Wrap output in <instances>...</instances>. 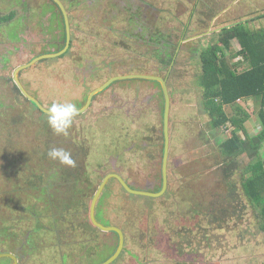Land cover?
Instances as JSON below:
<instances>
[{"label":"rangeland","instance_id":"rangeland-1","mask_svg":"<svg viewBox=\"0 0 264 264\" xmlns=\"http://www.w3.org/2000/svg\"><path fill=\"white\" fill-rule=\"evenodd\" d=\"M65 1L71 4L69 19H73L67 53L40 59L21 73L25 87L46 103L60 93L79 96L83 88L88 92L117 74L164 77L167 68H158L155 47L147 46L133 23L127 22L134 15L145 13L150 22L155 19L154 28L171 35L174 44L180 43L181 34L185 39L166 81L167 188L162 196L147 199L129 196L116 182L110 184L103 223L124 232L123 248L112 264H264L260 214L241 191L245 168L252 160L239 155L230 175L224 176L219 144L229 136L230 127L210 129L198 84L200 50L216 42L224 27L236 23L263 27L264 0ZM12 7L13 22L0 25V56L11 53L5 70L0 69V251L1 247L18 251L33 235L31 245L39 248L31 246L28 255L22 251L19 264H61L63 253L68 254L64 264H98L118 242L114 233L85 230L92 193L104 175L115 168L135 188L161 186V87L137 78L111 84L73 117L67 135L56 134L47 114L28 103L11 78L15 66L33 55L61 48L65 35L61 15L49 0H0V13ZM7 31L18 32L21 39L7 43ZM45 35H57L60 43L52 47ZM32 39L42 42L33 46ZM230 44L233 52L226 51L227 62L238 71L247 68L246 61L233 55L240 48L237 40ZM85 66L93 67L94 77L89 75L91 83L81 85L75 69ZM239 104L250 115L249 134H255L261 128L259 101L242 99ZM225 110L231 115V107ZM53 148L70 152L75 166L51 159L48 152ZM259 154L263 159L264 145ZM45 181L51 190L46 197ZM53 197L59 206L51 202L43 208L41 201ZM73 206L83 210L78 222L68 221L65 214ZM43 213L59 216L54 220L55 235L49 232L52 224L47 215L41 221L32 217ZM74 225L77 229L70 230ZM78 230L85 232L88 242ZM0 264L12 262L0 259Z\"/></svg>","mask_w":264,"mask_h":264},{"label":"trees","instance_id":"trees-1","mask_svg":"<svg viewBox=\"0 0 264 264\" xmlns=\"http://www.w3.org/2000/svg\"><path fill=\"white\" fill-rule=\"evenodd\" d=\"M11 17L12 15H8L0 19ZM232 39H236L240 45V49L233 55L240 56V59L248 64L247 68L240 71L226 59V51H232L230 44ZM199 59L201 71L198 75V84L203 89L204 108L210 116V129L228 125L230 127L229 136L219 144L223 153L222 173L227 178L235 166L234 159L241 154L252 160L245 168L241 191L258 208L261 218L260 229L264 232V158L262 159L259 154L264 145V26L251 29L245 23H236L222 28L219 39L200 50ZM242 99L259 101L261 108L258 118L261 128L255 134H249L246 126L250 115L239 104ZM227 106L231 107V115L225 110ZM122 190L126 192L123 188ZM128 195L141 198L133 194ZM28 240L29 244L26 241L23 245H28L29 248L36 247L31 245L33 235ZM29 251L32 252L31 249ZM60 256V263L64 264L68 254L63 253Z\"/></svg>","mask_w":264,"mask_h":264},{"label":"flooded vegetation","instance_id":"flooded-vegetation-1","mask_svg":"<svg viewBox=\"0 0 264 264\" xmlns=\"http://www.w3.org/2000/svg\"><path fill=\"white\" fill-rule=\"evenodd\" d=\"M50 2H52V5L57 9V11H59V13H60V15H61V18H62V25L64 26V29H65V35H64V41H63V44H62V46H61V48H59V49H55V48H53L52 50H48V51H45V52H43V53H40V54H37V55H33L28 61H26V62H24L23 64L22 63H20V64H18L17 66H15V68H14V70H13V73H12V81L15 83V86L17 87V88H15V86H14V88L16 89V91H18L19 93H21L24 97H25V99L27 100V102L28 103H30L32 106H34L36 109H38L39 111H41V112H43V113H45V114H47V112H45V111H43L42 109H40L32 100H30L28 97H26L24 94H23V92H22V90L20 89V87L18 86V84H17V82L16 81H18V83H20L21 84V86H22V88L31 96V97H33L34 99H36L40 104H41V106L44 108V109H49L50 108V105H52L54 102L55 103H72V104H74L75 105V107L78 109V113H83L90 105H91V102H92V100L95 98V96L97 95V94H99L100 92H102L103 90H105L106 88H108L111 84H114V83H117L118 81H120V80H130V79H135V78H124V79H116V80H114V81H112L107 87H105L103 90H101L100 92H98V93H96V94H94L92 97H91V100H90V102H89V104L86 106V100H87V97H88V95H89V93H90V91L91 90H93V89H95V88H97V87H95V88H92V89H90L88 92H84V89L85 88H83V90H82V92L79 94V96H78V94H75L76 96H71V97H65V96H63V94H56V96H55V99L54 100H49V102L48 103H46V102H44L40 97H37V94L35 93V92H32V91H30L28 88H26L25 87V81L23 80V77H22V75H21V73H22V71L23 70H25V69H27L28 67H30V66H32L33 64H36V62L37 61H39V60H37V61H35V62H33V63H30L34 58H36L37 56H39V55H41V54H47V53H53V52H58V51H60V50H62L64 47H65V42H66V28H65V22H64V16H63V12H62V9H61V7H60V5H59V3L56 1V0H49ZM61 4H62V6L64 7V10L66 11V14H67V17H68V22H69V28H70V19H69V15H70V11H69V6L71 5V4H69L68 5V2L67 1H65V0H58ZM73 4H76V2H74ZM65 5H67V6H65ZM14 8L12 7L11 9H9V10H7L4 14L3 13H0V17H4V16H8V15H12V17L11 18H9V19H0V25H3V24H11L12 22H13V19H14V17H15V14H14V10H13ZM132 11H134V10H132ZM90 16H92L91 14H86V17H90ZM156 17L158 16V14H156L155 15ZM134 18L133 19H128L127 20V22L129 23V24H132L133 26H135L136 27V32H137V34H139L140 33V35H141V37L143 38V41L145 42V44L147 45V46H151V48L152 47H155V56H156V63H157V65L159 66L158 68H160L161 67V69L163 68V67H165V68H167V74L164 76V77H162V76H160V77H162V78H164L166 81H167V76H168V73H169V70L171 69V66L173 65V62L176 60V56H177V54L179 53V50L181 49V47H182V44L183 43H185V39L183 38V34H181V36L179 37V38H181L179 41H180V43L179 42H177V44H174V40L173 39H171V35L170 36H168V34H164L163 32H161V31H158V30H156L155 28H154V23H155V19L154 20H152V22H150L149 20H148V18H147V16H146V14L145 13H142L141 15H139V17H137L136 18V16L134 15L133 16ZM73 21V19H71V22ZM139 24V26H137V25ZM55 25H58V24H55ZM9 26H11V25H9ZM8 26V29H11L10 27ZM13 28V27H12ZM70 32H71V29H70ZM4 37H5V41L7 42V43H10V44H14L15 43V41L17 40V39H21V34H19L18 32H10V31H7L6 32V34L4 35ZM44 40H46L49 44H51L52 45V47H55L56 46V44H59L60 43V40H59V38H58V36L57 35H53V36H51V37H49V36H47V35H45V38H44ZM39 42H42L41 40L39 41V40H37V39H32V43H33V46L35 45V44H38ZM10 44H7L8 46H7V48H9V45ZM70 45H71V33H70V43H69V45H68V47H67V49L62 53V54H60V55H58V56H61V55H63V54H66L67 53V50H68V48L70 47ZM21 48L23 49L24 48V46H21ZM12 50V49H11ZM20 54H23V51L22 52H20ZM11 56V53L9 52V51H6V54H3L2 56H0V61H1V64H0V69L1 70H5V63H7L8 62V59H9V57ZM58 56H55V57H58ZM50 58V57H49ZM54 58V57H53ZM87 64V63H86ZM166 64H167V66H166ZM76 68V67H75ZM75 72L77 73L76 75H78L79 76V78H80V82H79V84H81V85H86V83L88 84V83H91V81H89V80H87V78H88V76L90 75V76H93L94 75V69H93V67L92 66H85V67H83V68H76L75 69ZM128 74H142V73H128ZM119 75H126V74H117V75H113V76H119ZM146 75H154V74H146ZM16 76V79L14 78ZM113 76H110L109 78H111V77H113ZM155 76H159V75H155ZM94 77V76H93ZM108 78V79H109ZM108 79H106L105 80V82L108 80ZM137 79H144V78H137ZM25 80H27V81H30V78H28V79H25ZM147 81H152V82H157V83H159V85H160V82L159 81H157V80H151V79H147ZM27 83V82H26ZM104 83V82H103ZM101 85V84H100ZM166 86H167V83H166ZM160 87H161V85H160ZM167 90H168V87H167ZM161 91H162V88H161ZM162 94H163V91H162ZM170 98V97H169ZM164 104H165V99H164V95H163V110H164ZM169 110H170V107H169ZM162 135H163V146H162V149H161V152H162V162H163V154H164V144H165V138H164V132H163V112H162ZM168 144H169V113H168ZM169 147V146H168ZM167 156H168V153H167ZM113 164H115V163H113ZM108 174H117V175H119L120 177H122V179L127 183V184H129L130 186H132V184L127 180V178L126 177H124L121 173H119V172H117L116 171V169L115 168H113L112 169V172H108L107 174H105L104 175V177L100 180V182L98 183V186L100 185V183L103 181V179L108 175ZM166 175H167V159H166ZM112 182H116L118 185H119V187H121V189L123 188V186L120 184V182L115 178V177H109L108 179H107V181L104 183V185H103V188H102V190L100 191V194H99V196H98V198H97V200H96V202H95V205H94V217H95V220L97 221V222H99L100 224H102V225H104V226H115V225H111V224H108V223H103L104 221H103V218L105 217V201H104V199H105V193L107 192V191H109L110 190V184L112 183ZM43 186H44V189H42V192H43V195H44V197H46L47 195H49V193H50V185H49V183L47 182V181H45L44 183H43ZM98 186H97V188H98ZM161 186H162V164H161ZM161 186L158 188V189H156V190H154V189H152V188H150V187H142V188H147V189H149V190H151V191H158V190H160L161 189ZM133 187V186H132ZM97 188L95 189V191H94V193H92V197H91V200H90V202H89V206H88V211H87V215H86V218H85V223H87V225L88 226H86L85 227V230H86V232L87 233H92L93 231H94V229H99V230H101L100 228H98L97 226H95L92 222H91V219H90V205H91V201H92V198H93V196H94V194H95V192H96V190H97ZM133 188H135V187H133ZM166 188H167V185H166ZM124 189V188H123ZM138 189H140V188H138ZM125 190V189H124ZM29 191H32V190H29ZM123 191V190H122ZM126 191V190H125ZM166 191V190H165ZM124 192V191H123ZM127 192V191H126ZM128 194H131V193H129V192H127ZM164 194V193H163ZM162 194V195H163ZM133 195H135V194H133ZM161 195V196H162ZM34 196V195H33ZM137 196H141V198L142 197H148V196H142V195H137ZM160 197V196H159ZM148 198H156V197H148ZM41 202H43V208H46L47 206L48 207H50V203L52 202L54 205H58V198L56 199V198H52L50 201H48L47 203H46V199H44V201H41ZM79 205H81V204H79ZM59 206V205H58ZM82 206V208H84V206L83 205H81ZM82 208H80V207H75L74 208V206H73V208L71 209V211H66V213L65 214H67L68 215V221H69V219H72V218H75L76 219V221H77V219H78V217L77 216H79V215H83V210H82ZM44 215H47V214H45V213H43V214H41V215H34V216H32L34 219H36V220H39V221H41L40 220V218L42 217V216H44ZM47 217H49L48 218V221L52 224V226H50V227H52L50 230H49V232L51 233H53L54 235H55V227H54V220H58L59 219V216L58 215H55V213H52L50 216L49 215H47ZM78 222V221H77ZM68 223V222H67ZM75 227H70L69 229L70 230H72L73 228L74 229H77L76 227V225H74ZM50 227H48V228H50ZM78 227L79 228H81L80 227V225H78ZM116 227H118V226H116ZM47 228V229H48ZM89 228H91V230L90 231H88L89 230ZM119 228V227H118ZM34 229H36V230H38V228L37 227H35ZM121 231H122V234H123V244H124V232H123V230L121 229V228H119ZM33 230V229H32ZM75 231V230H74ZM81 230H78V234L80 235V233L82 234V237L84 238V239H86V241L87 240H89L88 238V236L86 235V234H84L83 233V231L82 232H80ZM102 231H104V232H108V233H114V234H116L117 235V237H118V242H117V246H118V244H119V236H118V234L115 232V231H106V230H102ZM81 236V235H80ZM29 237H31V236H29ZM28 237V238H29ZM27 238V239H28ZM1 239V238H0ZM88 242V241H87ZM0 246H1V244H0ZM122 248H123V246H122ZM116 249H117V247H116ZM115 249V250H116ZM29 250H30V248L28 247V245H21V246H19V249H18V251H15V252H9V251H5L4 249H2V247H1V251L0 252H9V253H12V254H14L15 256H16V258H17V263L19 264V260L20 259H22V254H20L22 251H25V254L26 255H28L30 252H29ZM122 250V249H121ZM115 252V251H114ZM113 252V253H114ZM121 252V251H120ZM24 253V252H23ZM112 253V254H113ZM90 254V253H89ZM101 254V253H100ZM111 254V255H112ZM111 255H109V256H111ZM120 255V253L118 254V256ZM108 256V257H109ZM118 256L110 263V264H112L114 261H116V259L118 258ZM107 257V258H108ZM10 259L11 260V262H12V264H13V260L10 258V257H8V256H4V257H0V259ZM106 258V259H107ZM105 260V259H104ZM103 260V261H104ZM102 262V261H101ZM101 262H99V263H101ZM94 263H95V261H94ZM98 263V264H99Z\"/></svg>","mask_w":264,"mask_h":264},{"label":"water","instance_id":"water-1","mask_svg":"<svg viewBox=\"0 0 264 264\" xmlns=\"http://www.w3.org/2000/svg\"><path fill=\"white\" fill-rule=\"evenodd\" d=\"M63 12V16H64V22H65V28H66V42H65V47L58 51V52H53V53H47V54H41L39 56H37L36 58H34L30 63H33L37 60L43 59V58H49V57H55L58 56L60 54H62L68 47L69 43H70V28H69V22H68V17L66 14V11L64 10V7L62 6V4L56 0ZM16 79V76L14 77ZM124 78H144V79H151V80H157L160 82L162 91H163V95H164V99H165V104H164V110H163V132H164V138H165V144H164V154H163V162H162V186L161 189L158 191H151L147 188H133L132 186H130L129 184H127L122 177H120L117 174H108L103 181L100 183V185L98 186L92 201H91V205H90V219L91 222L97 226L98 228H100L101 230H106V231H115L118 236H119V244L117 246V249L115 250V252L109 256L107 259H105L104 261H102L99 264H110L120 253L122 246H123V234L122 231L116 227V226H104L102 224H100L99 222H97L95 220L94 217V205L95 202L100 194V191L103 188L104 183L107 181V179L109 177H115L120 184L123 186V188L131 193V194H135V195H142V196H148V197H159L161 196L165 190H166V185H167V175H166V159H167V153H168V113H169V107H170V98H169V93L167 90V86H166V80L160 76H155V75H146V74H126V75H119V76H113L111 78H109L106 82L102 83L101 85H99L97 88L93 89L90 91L87 100H86V106L89 104L91 97L100 92L101 90H103L105 87H107L112 81L116 80V79H124ZM18 86L20 87V89L22 90L23 94L28 97L30 100H32L40 109H42L43 111L47 112V109H44L41 104L34 99L33 97H31L21 86L20 83H18V81H16ZM4 256H8L13 260V264H18L17 263V258L14 254L9 253V252H0V257H4Z\"/></svg>","mask_w":264,"mask_h":264},{"label":"clouds","instance_id":"clouds-1","mask_svg":"<svg viewBox=\"0 0 264 264\" xmlns=\"http://www.w3.org/2000/svg\"><path fill=\"white\" fill-rule=\"evenodd\" d=\"M78 114V109L72 103H54L47 110V119L52 130L58 135H67L72 119ZM48 156L53 160L68 165L75 166V161L71 158V153L63 148H53L48 152Z\"/></svg>","mask_w":264,"mask_h":264},{"label":"crops","instance_id":"crops-1","mask_svg":"<svg viewBox=\"0 0 264 264\" xmlns=\"http://www.w3.org/2000/svg\"><path fill=\"white\" fill-rule=\"evenodd\" d=\"M251 28V27H250ZM251 29H253V28H251ZM256 29V28H255ZM240 49V48H239ZM238 58H239V60H240V56H237ZM241 101V100H240Z\"/></svg>","mask_w":264,"mask_h":264}]
</instances>
